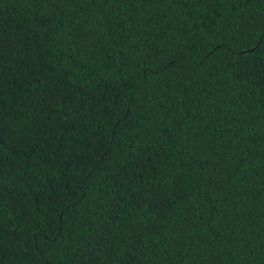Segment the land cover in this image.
I'll use <instances>...</instances> for the list:
<instances>
[{
	"label": "trees",
	"instance_id": "16d2710c",
	"mask_svg": "<svg viewBox=\"0 0 264 264\" xmlns=\"http://www.w3.org/2000/svg\"><path fill=\"white\" fill-rule=\"evenodd\" d=\"M0 264H264V0H0Z\"/></svg>",
	"mask_w": 264,
	"mask_h": 264
}]
</instances>
